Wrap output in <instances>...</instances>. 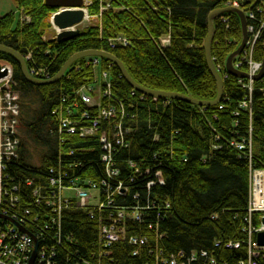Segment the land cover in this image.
<instances>
[{
    "label": "trees",
    "instance_id": "trees-1",
    "mask_svg": "<svg viewBox=\"0 0 264 264\" xmlns=\"http://www.w3.org/2000/svg\"><path fill=\"white\" fill-rule=\"evenodd\" d=\"M15 1L20 17L14 11L0 16V44L20 52L29 70H43L53 77L73 54L105 50L118 57L141 86L207 101L218 96L205 44L210 13L228 7L229 0H91L89 12L101 14L100 24L90 23L78 36L61 41L45 36L55 11L45 0ZM241 1L245 10L261 16L257 7L264 0ZM214 24L212 58L223 77L224 92L220 103L211 106L147 96L134 89L119 68L104 57L99 66L92 63L95 56L82 57L60 81L37 85L26 79L13 55L0 51V64L13 67L12 89L21 106L20 158L9 165L8 172L19 188V210H29L30 221L40 215L38 223H33L35 228L44 225L46 215L54 214L44 199L40 203L35 200V188L40 186L42 194L48 195L49 178L58 176L61 168L68 173L64 183L73 176L82 183L83 179L100 181L105 176L99 134L82 137L61 131L60 117L54 111L61 108L64 114L70 103L67 100L80 87L95 81L99 69L107 68L113 77L112 102H124V124L131 129L127 135L130 146L116 156L122 168L119 178L130 187L129 194L118 202L154 205L145 212L143 221H131L128 226L129 233L150 236L154 255L144 248L139 257H132L133 247L118 243L121 250L113 252L115 264L152 262L161 251L167 259L183 251L184 261L192 250L200 255L206 251L220 264H237L246 257L248 234L243 228L248 226L250 166L264 167V76L254 81L249 107H242L249 89L226 69L228 56L242 41L240 17L236 12H225ZM118 35L127 37L130 44L112 47L109 39ZM164 37L170 39L168 46L161 43ZM263 41L264 32L254 50L257 61L264 60ZM250 135L251 159L231 143ZM130 160L139 164V171L128 166ZM52 167L56 168L53 173ZM27 180L33 183L29 185ZM75 205L62 211L60 233L58 227L47 230L46 241L56 247L58 264H71L81 257L93 259L100 249L99 215L92 217L90 209ZM259 222V216L254 215L253 224ZM230 240L241 242V248H226L224 243ZM217 241L221 242L219 247L215 246ZM203 262L207 264V257Z\"/></svg>",
    "mask_w": 264,
    "mask_h": 264
},
{
    "label": "built area",
    "instance_id": "built-area-1",
    "mask_svg": "<svg viewBox=\"0 0 264 264\" xmlns=\"http://www.w3.org/2000/svg\"><path fill=\"white\" fill-rule=\"evenodd\" d=\"M91 3V0H87L88 5ZM227 5L244 9L241 0H229ZM108 6L109 3L103 6L102 10ZM257 11L260 13V17L252 9L245 10L247 19L252 21L251 23L247 21L248 39L243 52L233 60L235 68L247 72L251 76L246 78L247 81L243 78L239 79V82L247 87L250 92V95L241 103L244 108L249 107L251 102L250 98L255 81L252 76L257 75L263 65L262 61H257L254 58V50L264 32V4L258 6ZM98 17H101V14L88 15L87 20ZM223 21L228 22L229 18H223ZM90 23L86 25L84 23L82 27H86ZM227 27L230 26L227 25ZM161 43L163 46H168L169 37L162 38ZM109 44L112 47L128 46L130 41L127 37L118 35L109 39ZM92 63L94 66H99L100 58L94 57ZM217 70L220 73L218 67ZM0 71L2 73L0 76V264H58L56 247L46 241L47 230L58 227L60 233L62 211L73 204H76L75 206L78 208L90 209L92 217L95 216V213L99 215L100 249L97 254L92 255L93 259L81 257L71 264H115L117 260L113 256V252L116 245L125 242L133 247L130 251L132 257H139L144 248L149 249L150 255H154L150 236L146 234L136 235L129 233L128 230L131 221H143L145 212L151 211L154 205H141L140 202L122 205L118 202V198L126 197L129 194L130 187L126 186L123 180L119 178L122 168L118 166L116 156L130 146L127 135L131 129L124 124L126 118L124 102L118 101L116 104L112 102L113 77L110 70L107 68L99 69L95 81L80 87L71 97V100L66 99L70 103L66 106L64 114L61 108L54 111L60 117L59 128L61 131L65 130L71 134L79 133L82 137L99 134L102 150L101 161L104 163L105 176L100 181L83 179V183L78 177L73 176L67 183H64V177L68 173L63 170L64 168H61L58 176L49 178L50 186L46 188L48 195L42 194L43 191L40 186L35 188V200L40 203L44 199L54 212L53 215H46L44 227L39 226L38 228H35L34 224L38 223L40 215L30 221L27 218V215L30 214L29 210H26L27 213L19 210L22 208L18 205L21 199L19 193L16 194L19 188L14 184L13 177L8 172L9 165L20 158L19 116L21 106L19 95L12 89L13 67L11 64L5 63L1 65ZM29 71L35 77L49 78L43 70L37 72L33 68ZM222 107L221 105L220 108ZM231 143L245 152L250 159L252 158L251 135ZM69 152L73 153L74 151L70 149ZM128 166L139 171L137 162L130 160ZM55 170L54 167L50 168L51 173ZM158 174L160 175V171ZM27 183L31 185L33 180H27ZM67 189H75V195L64 194ZM93 190L96 191L95 194L92 193ZM134 196L135 199L138 198V194ZM254 215H258L260 219L257 225L253 224ZM263 219L264 167L251 165L250 199L246 218L248 226L243 228V231L248 234L247 255L245 258L239 259L237 264H261L264 259V245H261L257 239L258 233L264 231ZM30 225L32 226L29 227ZM149 227L153 229L152 224H149ZM57 237L55 235V239L58 240ZM220 244L221 242L217 241L215 246L219 247ZM224 246L240 249L241 242L230 240L224 243ZM161 253L162 251L156 254L154 261H146L144 264H204L203 257H207V264H220L214 254H209L206 251H202L200 255L198 250H192L190 257L186 258L187 261H184L185 254L183 251L178 256L171 255L169 259Z\"/></svg>",
    "mask_w": 264,
    "mask_h": 264
},
{
    "label": "water",
    "instance_id": "water-1",
    "mask_svg": "<svg viewBox=\"0 0 264 264\" xmlns=\"http://www.w3.org/2000/svg\"><path fill=\"white\" fill-rule=\"evenodd\" d=\"M45 3L48 6L57 10L56 13L54 14L52 22L54 26L57 28L58 34L56 38L52 39L53 41L69 40L80 34V30L78 28L77 29H69V28L81 24L83 20L85 19L86 13H87V9L85 7L86 5L85 0H45ZM225 12H236L239 15L241 24H242V32H243L242 41L239 47L235 51H233L227 58L226 69L229 73L239 78H250L251 77L247 72L241 71L235 68L233 65L234 58L243 52L247 39H248V31H247L248 23H247V17L245 15V9L235 8L231 6L215 9L214 11L210 13L209 18H208V36H207V40L205 44L207 63H208L211 73L213 74V76L215 77L217 81L218 89H219L218 96L213 101L201 100V99H197V98L191 97L189 95H184L181 93L152 90L144 86H141L132 78V76L128 72L124 63L114 54L108 51H105V50L89 49V50L77 52L73 54L65 62V64L61 67V69L58 71L56 75H54L53 77L46 78V79L37 78L30 73L25 57L20 52L6 45H2V44H0V51L8 52L9 54L13 55L19 62L21 66V70L24 76L26 77V79L37 85L56 83L61 80V78L67 71V69L76 60L82 57H87V56H98V57H104L110 60L112 64L116 65L119 68L122 76L134 89L142 92L143 94H146L147 96L165 97V98H170V99L184 100L189 103L196 104V105L211 106V105H216L220 103L223 97V92H224L223 77L217 70V67L212 58V45H213V41L215 38L214 19L217 16ZM0 76H2L1 72H0ZM263 76H264V60H263L262 69L257 75L252 76V78L254 80H260ZM263 222H264V219H263ZM257 239L261 245H264V231L258 233Z\"/></svg>",
    "mask_w": 264,
    "mask_h": 264
},
{
    "label": "rangeland",
    "instance_id": "rangeland-1",
    "mask_svg": "<svg viewBox=\"0 0 264 264\" xmlns=\"http://www.w3.org/2000/svg\"><path fill=\"white\" fill-rule=\"evenodd\" d=\"M11 11L16 12L17 17H20V15H19L20 11H18V7H17L15 0H0V16H3V15H5ZM90 22L100 24L101 18L100 17L92 18L91 20H86L85 24L84 23L83 24L86 25ZM54 32H55V27L52 25V27H50L46 30L45 36L51 37ZM95 192H96L95 190L92 191L93 194H95ZM75 193H76L75 189H67L64 191V194H66V195H75Z\"/></svg>",
    "mask_w": 264,
    "mask_h": 264
},
{
    "label": "bare ground",
    "instance_id": "bare-ground-1",
    "mask_svg": "<svg viewBox=\"0 0 264 264\" xmlns=\"http://www.w3.org/2000/svg\"><path fill=\"white\" fill-rule=\"evenodd\" d=\"M116 249H117V250H119V249L121 250V248H120L119 246H117V245H116Z\"/></svg>",
    "mask_w": 264,
    "mask_h": 264
}]
</instances>
